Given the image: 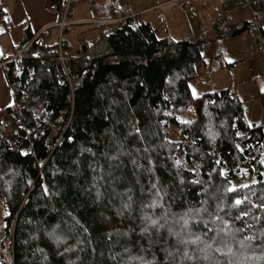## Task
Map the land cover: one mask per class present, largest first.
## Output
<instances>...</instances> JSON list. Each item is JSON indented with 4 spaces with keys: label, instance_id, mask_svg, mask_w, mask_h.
<instances>
[{
    "label": "trees",
    "instance_id": "1",
    "mask_svg": "<svg viewBox=\"0 0 264 264\" xmlns=\"http://www.w3.org/2000/svg\"><path fill=\"white\" fill-rule=\"evenodd\" d=\"M253 14L264 37V0ZM141 17L66 69L37 44L6 68L17 76L0 111V200L14 264H264V125L234 88L194 96L205 45ZM235 170L254 182L230 191Z\"/></svg>",
    "mask_w": 264,
    "mask_h": 264
},
{
    "label": "rangeland",
    "instance_id": "2",
    "mask_svg": "<svg viewBox=\"0 0 264 264\" xmlns=\"http://www.w3.org/2000/svg\"><path fill=\"white\" fill-rule=\"evenodd\" d=\"M90 1L91 0H78L73 5L74 10L71 20L74 26L75 18L77 16L83 17L84 19L81 23H88L87 25L91 26L90 30L85 31L87 32L86 35L93 36L100 30L101 27L99 28V26L101 25L95 24L93 26L89 24L92 21V7L89 5ZM168 1L170 0H119V6L125 10L128 9L131 13H142L143 16L141 21L146 20L152 22L159 37L168 36L175 40H181L188 36L185 35V28L194 27L195 31L193 32L198 33V35L196 37L192 36V38L194 37L196 42L206 43V48L204 51L205 65L202 67L205 74L201 79L191 81L192 94L194 96H202L215 89L234 88L246 109L247 122L251 125H264V104L261 99V94L264 92V56L255 55L254 57L247 58L243 55L242 60L237 62L233 67L231 66L232 68L226 66L234 61L239 51L247 49L245 52H248L251 46L256 45V41L259 38L256 24H253L243 36L237 39L225 36L213 38L214 36L211 37L212 35H210L209 38L201 37L203 33L201 34L200 32L202 26V29L206 28V31L210 33L212 29V15L227 13L226 11L241 10L243 6L247 4V0H202V3L212 4V6L203 7V19H196L193 21L192 16L187 17L185 20L182 13L172 10L170 6L168 7V5L165 4L168 3ZM192 2H194V0H192ZM161 6H164L165 9ZM154 9H157L155 13L152 12ZM95 16L97 18L96 21L106 20L105 24H107V26L118 18L115 17L114 20H107L101 19L97 15ZM52 27L53 26H47L43 29L49 30L48 33L44 35V40L47 44H55L57 42L59 33L56 29L51 31L50 29H52ZM74 29L75 32L69 29L64 35V39L68 42L71 50L76 53L74 55L76 57L80 50L79 37L82 28L74 27ZM47 35H49V37ZM87 45H89L88 47L90 48V44ZM174 135L177 137V132H175ZM4 138L12 144L15 142V138L9 131L5 133ZM174 140L178 141L176 138H174ZM253 182L254 179L249 177L244 170H235L230 189L234 191L245 188ZM4 216L5 210L0 200V225L2 226L4 225Z\"/></svg>",
    "mask_w": 264,
    "mask_h": 264
},
{
    "label": "crops",
    "instance_id": "3",
    "mask_svg": "<svg viewBox=\"0 0 264 264\" xmlns=\"http://www.w3.org/2000/svg\"><path fill=\"white\" fill-rule=\"evenodd\" d=\"M94 1L96 3L98 0H94ZM173 1L174 0H170L168 1V3H165V4H167L168 7L170 6L172 10L179 11L180 13H182L185 20L187 19V17L192 16V21L196 19L202 20L203 19V16H202L203 7L212 6V4H205L204 2L202 3V0H194V2H192L188 8L181 9ZM117 2L119 6V0H117ZM1 3L2 2L0 1V7H1ZM55 3H58V0H6L4 1V4H2L3 13L9 16V18L0 25V57L4 53L11 54L16 51V49L19 47L23 39V33L25 29H29L33 34H36L37 32L45 29L47 26H53L52 29L50 30L52 31L56 29L58 31L57 27L55 26L59 22L60 17L56 12L50 10V5L55 4ZM94 7L92 8V11H94ZM161 7L164 8V6H161ZM119 8L121 11L125 10L124 8H121L120 6ZM157 9L152 10V12L155 13ZM190 12H191V15H190ZM226 12L227 13H223V14L220 13L222 15L220 14L212 15V19H211L212 29L210 33H208L206 31V28L202 29V26H201L200 32L201 34L203 33L201 37L209 38L210 35H212L211 37L214 36L213 38H221L225 36V37L237 39L243 36L244 33L248 29H250L253 24H256V26L258 27V23L255 20V17L253 14V0H247V4L243 6L241 10L238 9V10L226 11ZM139 14H142V13H139ZM83 19H84L83 17L77 16L74 20L75 25L72 26L73 28L71 27L70 29H72L73 32H75L74 27L75 28L81 27L82 32L90 30L91 26L87 25L88 23L86 24L81 23ZM150 23L152 24V22ZM193 31H195L194 27L185 28V32H186L185 35H188V36H186L185 38L181 40H188V41L196 42V39L194 37L192 38V36L196 37L198 33H194ZM258 32H259V38L256 41V45L251 46L248 52H245L247 49L243 51H239L234 61L226 65L228 68H230L231 66L233 67L237 62H240L243 58L242 57L243 55H245L247 58L254 57L255 55L264 56L257 52V45L262 38L259 27H258ZM165 37H168V36H165ZM196 43L203 44L202 42H196ZM53 45L55 44H48L49 47H52ZM204 45L206 48V43H204ZM204 65L205 64L203 63V65H201L200 67V73H202L203 75L205 74L202 70V67H204ZM13 104H14L13 90L9 84L6 69L0 66V111H3L11 107Z\"/></svg>",
    "mask_w": 264,
    "mask_h": 264
},
{
    "label": "built area",
    "instance_id": "4",
    "mask_svg": "<svg viewBox=\"0 0 264 264\" xmlns=\"http://www.w3.org/2000/svg\"><path fill=\"white\" fill-rule=\"evenodd\" d=\"M1 7H0V25L5 22L8 19V16L3 13L2 4H4L5 0H0ZM78 0H60L59 3H55L50 5V10L56 12L60 20L56 24L55 27L58 29V38L55 45H53L50 50V54L56 58L58 61H60L64 68L66 69V66L68 62L75 58V54L71 48L69 47L68 42L64 39V35L66 32L73 26L72 23V15H73V5ZM179 8L186 9L188 8L192 0H174L173 1ZM95 5V1H90V6L93 8ZM141 14L131 13L129 10H123L120 16L116 18V20L109 24L107 26L106 20L96 21V16L94 14V11H92V21L89 23L91 25H101L99 26L100 30L97 31L96 35L93 36H80L79 37V44H80V50L79 54L76 57L83 56L85 53L84 46L87 44H90V48H93L98 41H100L102 38L106 37L107 35L122 29L125 26L131 27L134 25L135 21L138 20ZM106 25V26H105ZM49 30H43L39 31L35 34L34 38L22 49L17 50L11 54H2L0 57V66L3 68H7L9 64L13 62L20 61L22 59H25L28 55V50L30 47L34 44L49 47L46 41L44 40V35L48 33ZM49 37V35H47ZM257 52L259 54L264 55V37L261 38L257 45ZM37 57L39 59H42V55L38 54ZM16 73H10L7 71V78L9 80V84H11V88H15L14 79L16 78ZM10 133H17L18 130H16L13 126V122L9 120L7 122ZM30 149H25L26 152H28ZM0 264H14V243H13V237L12 234L10 236H7L5 234V227L4 225H0Z\"/></svg>",
    "mask_w": 264,
    "mask_h": 264
},
{
    "label": "snow or ice",
    "instance_id": "5",
    "mask_svg": "<svg viewBox=\"0 0 264 264\" xmlns=\"http://www.w3.org/2000/svg\"><path fill=\"white\" fill-rule=\"evenodd\" d=\"M229 190L231 191V190H233V189H229ZM236 203H237V204H239V203H240V201H236Z\"/></svg>",
    "mask_w": 264,
    "mask_h": 264
}]
</instances>
